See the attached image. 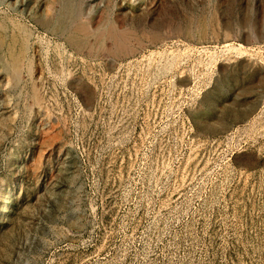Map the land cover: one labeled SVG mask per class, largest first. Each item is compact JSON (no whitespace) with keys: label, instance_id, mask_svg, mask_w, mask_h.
Wrapping results in <instances>:
<instances>
[{"label":"rangeland","instance_id":"374dc122","mask_svg":"<svg viewBox=\"0 0 264 264\" xmlns=\"http://www.w3.org/2000/svg\"><path fill=\"white\" fill-rule=\"evenodd\" d=\"M262 62L264 0H0V264H264Z\"/></svg>","mask_w":264,"mask_h":264},{"label":"bare ground","instance_id":"6f19581e","mask_svg":"<svg viewBox=\"0 0 264 264\" xmlns=\"http://www.w3.org/2000/svg\"><path fill=\"white\" fill-rule=\"evenodd\" d=\"M65 4V3H64ZM73 5H75V4H73ZM47 6V5H46ZM143 6V5H142ZM73 7V6H72ZM114 8V7H113ZM107 9V8H106ZM109 9V8H108ZM107 9V10H108ZM76 10V9H75ZM63 11V10H62ZM72 12V11H71ZM70 12V13H71ZM82 13H83V11H81ZM74 13V12H73ZM80 13V12H79ZM81 13V14H82ZM101 13V12H100ZM99 13V14H100ZM75 14H76V12H75ZM80 14V15H81ZM85 15H86V13H85ZM77 16V15H76ZM84 16V15H83ZM209 16V15H208ZM75 17V16H74ZM104 17V16H103ZM136 17V16H135ZM214 17V16H213ZM61 18V17H60ZM89 18H91V17H89ZM112 18V17H111ZM69 19V18H68ZM75 19V18H74ZM87 19V18H86ZM120 19V18H119ZM124 19H126V18H124ZM83 20V19H82ZM206 20V19H205ZM76 21V20H75ZM89 21H91V19L89 20ZM96 21H97V19H96ZM95 21V22H96ZM109 21H111V20H109ZM119 21V20H118ZM125 21V20H124ZM86 22V21H85ZM93 22V21H92ZM206 22V21H205ZM67 23V22H66ZM72 23H74L75 24V22H72ZM108 23V22H107ZM125 23V22H124ZM132 23H134V22H132ZM209 23V22H208ZM95 24V23H94ZM101 24V23H100ZM105 24H106V22H105ZM211 24V23H210ZM85 25H86V23H85ZM84 24H80V25H78V26H76V28H75V32L77 33V34H79V35H82L83 37H84V39L85 38H87L88 37V34H90L89 33V31H88V28L85 26ZM98 25V24H97ZM134 25V24H133ZM70 26V25H69ZM88 26H89V24H88ZM95 26V25H94ZM165 26V25H164ZM169 26H170V24H169ZM169 26H168V28H169ZM206 26H208V25H206ZM205 26V27H206ZM198 27V26H197ZM54 28V27H53ZM174 28V27H173ZM179 28H181V27H179ZM198 28H200V27H198ZM66 29V28H65ZM101 29V28H100ZM194 29H196V28H194ZM208 29V28H207ZM206 30V29H205ZM57 31V30H56ZM99 31V30H98ZM153 31V30H152ZM165 31V30H164ZM178 31V30H177ZM190 31V30H189ZM133 32V31H132ZM132 32H130V33H132ZM166 32V31H165ZM182 32V31H181ZM57 33V32H56ZM65 33H66V30H65ZM130 33L129 32H127V31H125V30H121V29H119V28H117V27H115V26H113V25H109V26H105L103 29H101V31L97 34V38H95V40L97 41V42H99V44H101L102 45V51H104V52H106L108 55H110V56H112V57H119V56H121V57H126V56H128V55H130V54H133L134 52H135V49L134 48H132V47H130V45H129V42H130V40H134L135 42H136V46H137V44H138V46H140L141 45V41H140V39L139 38H137V37H132L131 35H130ZM137 33V32H136ZM173 33V32H172ZM179 33V32H178ZM177 33V34H178ZM188 32H186V31H183V33L182 34H187ZM190 33V32H189ZM197 33V32H196ZM52 34V33H51ZM180 34V33H179ZM178 34V35H179ZM208 34V33H207ZM95 35V34H94ZM147 35V34H146ZM163 35V34H162ZM162 35H160V34H157V33H151L150 35H148L147 37H145L146 39H147V41H148V43H150V44H155V43H157V42H162L163 40H165V39H167V36H162ZM164 35H165V33H164ZM227 35V34H226ZM134 36V35H133ZM144 36V35H143ZM169 36V35H168ZM177 36V35H176ZM190 36V35H189ZM256 36V35H255ZM139 37H141V36H139ZM190 37H192V35L190 36ZM225 37H228V36H225ZM171 38V37H170ZM182 38H184V37H182ZM186 38V37H185ZM202 39H203V37H201ZM256 38V37H255ZM259 38V37H258ZM71 39V38H70ZM192 39H194V35H193V38ZM86 40V39H85ZM93 40V39H92ZM94 40V41H95ZM168 40V39H167ZM184 40V39H183ZM257 40V39H256ZM178 41V40H177ZM194 41V40H193ZM67 42V41H66ZM83 42V41H82ZM87 42V46H90V43L91 42H89L88 40L86 41ZM252 42V41H251ZM76 43H78V42H74V44H76ZM80 43V42H79ZM235 44V43H234ZM238 44V43H237ZM79 45V44H78ZM144 45H145V43H144ZM254 45V44H253ZM253 45H247V46H243V45H240V44H238V47L239 48H241V49H254V47H253ZM259 44H257V46H258ZM143 46V45H142ZM146 46V45H145ZM226 46H228V44H226ZM230 46V45H229ZM86 47V46H85ZM96 47V46H95ZM238 47H237V50H238ZM255 47H256V45H255ZM234 48H236V47H234ZM92 49H94V48H92ZM91 49V50H92ZM200 49V48H199ZM202 49H203V47H202ZM228 49V48H227ZM89 50V49H88ZM91 50H90V52H91ZM231 50V49H230ZM87 51V50H86ZM239 51H242V50H239ZM88 52V51H87ZM103 52V53H104ZM98 53V52H97ZM96 53V54H97ZM102 53V52H101ZM105 53V54H106ZM243 53V52H242ZM237 54V53H236ZM91 55V54H90ZM95 56V55H94ZM90 57V56H89ZM100 58V57H99ZM107 59V58H106ZM103 60V59H102ZM260 62V61H259ZM254 63V62H253ZM252 64V63H251ZM262 64H264L263 62H262ZM253 65V64H252ZM17 72V71H16ZM192 84V83H191ZM9 204H10V197H6L5 198V200H4V202L2 203V205H1V207H0V212L1 213H4V212H6V211H8V209H9Z\"/></svg>","mask_w":264,"mask_h":264},{"label":"water","instance_id":"95a60500","mask_svg":"<svg viewBox=\"0 0 264 264\" xmlns=\"http://www.w3.org/2000/svg\"><path fill=\"white\" fill-rule=\"evenodd\" d=\"M261 39H262V36L258 39V40H256L254 43H251V42H248L247 44H259V42L261 41Z\"/></svg>","mask_w":264,"mask_h":264}]
</instances>
